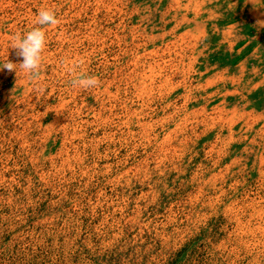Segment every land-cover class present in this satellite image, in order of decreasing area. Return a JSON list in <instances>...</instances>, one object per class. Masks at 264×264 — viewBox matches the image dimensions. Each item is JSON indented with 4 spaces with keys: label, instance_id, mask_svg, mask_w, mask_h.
Masks as SVG:
<instances>
[{
    "label": "rangeland",
    "instance_id": "rangeland-1",
    "mask_svg": "<svg viewBox=\"0 0 264 264\" xmlns=\"http://www.w3.org/2000/svg\"><path fill=\"white\" fill-rule=\"evenodd\" d=\"M41 8L40 81L0 71V264H264V0H0V67Z\"/></svg>",
    "mask_w": 264,
    "mask_h": 264
},
{
    "label": "clouds",
    "instance_id": "clouds-1",
    "mask_svg": "<svg viewBox=\"0 0 264 264\" xmlns=\"http://www.w3.org/2000/svg\"><path fill=\"white\" fill-rule=\"evenodd\" d=\"M257 26L264 27V19H257ZM37 27L32 28L27 33H16L12 36V49L17 50L16 55L22 58V62L13 63L7 60L0 71L6 69L9 72H16L17 65L22 69L30 80L33 82H39L41 79V60L42 53L46 46V31L49 26L59 24V19L56 16L54 10L48 8H41L36 17ZM70 71H74L73 67H70ZM71 84L74 88L92 89L99 86L100 81L95 76L77 75Z\"/></svg>",
    "mask_w": 264,
    "mask_h": 264
}]
</instances>
